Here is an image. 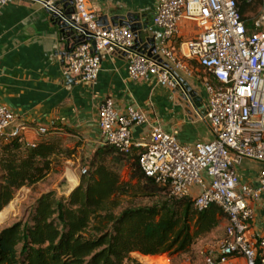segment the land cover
I'll return each mask as SVG.
<instances>
[{
	"label": "built area",
	"instance_id": "built-area-1",
	"mask_svg": "<svg viewBox=\"0 0 264 264\" xmlns=\"http://www.w3.org/2000/svg\"><path fill=\"white\" fill-rule=\"evenodd\" d=\"M11 1L0 0V5ZM35 1L78 37L75 42L65 36L70 42L68 76L96 80L103 53L123 54L129 79L154 78L171 89L181 86V73L194 76L190 61L203 69L207 102L201 116L214 133L211 141L183 144L160 124L152 127L148 142L134 141L132 127L147 123L148 116L133 106L118 111L107 97L99 106L102 143L125 154L141 149V170L170 195H192L198 210L221 208L228 219L225 237L207 252L206 264L235 257L244 264H264V233L252 229L254 205L264 194V11L245 18L237 0H158L152 22L161 37L155 50L146 52L138 48L129 26L100 25L88 0ZM28 128L16 124L15 112L0 102V139ZM36 131L44 134L48 128L38 126ZM247 159L260 164L255 187L240 181L237 168Z\"/></svg>",
	"mask_w": 264,
	"mask_h": 264
},
{
	"label": "trees",
	"instance_id": "trees-1",
	"mask_svg": "<svg viewBox=\"0 0 264 264\" xmlns=\"http://www.w3.org/2000/svg\"><path fill=\"white\" fill-rule=\"evenodd\" d=\"M260 1L237 0L240 13ZM63 33L78 41L70 29ZM51 131L34 141L24 134L0 139V211L19 189L44 180L61 156L70 157L62 138ZM141 151L125 154L110 144L99 145L84 159L86 171L68 195L45 193L27 220L0 228V264H128L132 253L167 254L172 264L183 262L226 215L217 205L198 210L192 195H170L141 170Z\"/></svg>",
	"mask_w": 264,
	"mask_h": 264
},
{
	"label": "crops",
	"instance_id": "crops-1",
	"mask_svg": "<svg viewBox=\"0 0 264 264\" xmlns=\"http://www.w3.org/2000/svg\"><path fill=\"white\" fill-rule=\"evenodd\" d=\"M88 2L100 17L107 16L110 22L115 16L135 15L142 25L141 35L144 38L138 48L151 52L152 46H146L148 42L156 46L161 30L153 24L152 19L158 0ZM261 11H264V0L259 2L257 8L244 12L243 16L253 18ZM63 30L39 1L13 0L0 5V102L15 112L16 124L29 125L24 131L28 141L36 139L32 137L38 134V126L53 129V133L66 127L72 130L69 135L75 136L81 143L85 158L90 156L103 144L98 125L99 106L107 97L113 99L118 111L133 106L148 116L147 123L132 127L134 141L148 142L152 127L156 124L175 135L183 144L214 138L209 123L201 116L207 100L204 102V97L196 88L197 83L205 88L202 78L207 74L196 62L190 61L194 76L187 77L181 73V86L171 89L159 85L154 78L129 79L125 56L103 53L98 78L84 81L65 74L70 42ZM66 163L74 164L71 160H66ZM69 169L77 185L79 175ZM237 170L241 183L251 187L258 185L259 163L247 159ZM254 211L252 229L262 234L264 194L255 203ZM224 224L226 228L227 217L220 223ZM233 259L230 262L237 260L244 264L242 257Z\"/></svg>",
	"mask_w": 264,
	"mask_h": 264
},
{
	"label": "rangeland",
	"instance_id": "rangeland-1",
	"mask_svg": "<svg viewBox=\"0 0 264 264\" xmlns=\"http://www.w3.org/2000/svg\"><path fill=\"white\" fill-rule=\"evenodd\" d=\"M196 88L204 97V102H206L207 94L205 88L200 83L196 84ZM49 135H58L62 138L64 146L71 151L70 157L63 159L65 155L61 156L54 170L44 180L31 186H24L15 193L13 200L0 211V228L11 225L19 220H27L32 207L45 193L55 192L57 196L68 195L75 186V181L72 179L69 168L76 175L81 174L83 169L87 168L86 163H84V150L81 149V143L75 136L69 135V132L65 130L58 131L57 133L51 131ZM39 137L41 135L34 134L32 138L37 139ZM66 160H71L74 164L66 163ZM129 173L130 164L127 163L122 170L123 177L127 179ZM147 201L144 200L143 202ZM224 237L225 224L220 225L212 233L198 240L193 246L192 251L183 257V262L180 264H206L205 256L207 251L216 250ZM132 257L134 260L129 261L128 264H172L167 254L149 257L140 253H132ZM232 259L223 264H241L237 260L230 262Z\"/></svg>",
	"mask_w": 264,
	"mask_h": 264
},
{
	"label": "water",
	"instance_id": "water-1",
	"mask_svg": "<svg viewBox=\"0 0 264 264\" xmlns=\"http://www.w3.org/2000/svg\"><path fill=\"white\" fill-rule=\"evenodd\" d=\"M69 12H72V10H69ZM122 19V21H120ZM98 23L100 25H105V26H109L111 25H117V24H125L127 26H129L133 32L135 33V37H136V43L137 44H141L144 41V38L142 37V32H141V23L137 22V17L133 14H129L127 16H115L111 18V22L107 19V16H101L98 20ZM65 24H62L61 27L63 29H65ZM146 46H152L151 50L154 51L156 46L155 43H150L148 42V44Z\"/></svg>",
	"mask_w": 264,
	"mask_h": 264
},
{
	"label": "bare ground",
	"instance_id": "bare-ground-1",
	"mask_svg": "<svg viewBox=\"0 0 264 264\" xmlns=\"http://www.w3.org/2000/svg\"><path fill=\"white\" fill-rule=\"evenodd\" d=\"M73 179V178H72ZM73 181V180H72ZM74 181H77L75 178H74Z\"/></svg>",
	"mask_w": 264,
	"mask_h": 264
}]
</instances>
